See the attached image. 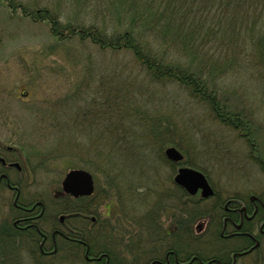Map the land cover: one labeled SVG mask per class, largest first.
Here are the masks:
<instances>
[{
	"label": "rangeland",
	"instance_id": "obj_1",
	"mask_svg": "<svg viewBox=\"0 0 264 264\" xmlns=\"http://www.w3.org/2000/svg\"><path fill=\"white\" fill-rule=\"evenodd\" d=\"M10 2L22 4L26 11L33 13L44 4L54 6L62 11L63 22L65 17L75 18L85 9H96L93 7L97 4L92 2L86 7L80 0H0V140L18 148L36 165L35 184L25 191L24 199L44 197L50 206H55L61 196L57 192L64 173L73 167L85 168L93 174L95 187L92 197L96 203L89 214L111 236L102 239L103 243L116 242L113 250L124 258V264L129 261L128 254L134 257V263L139 258L136 264H144L151 256L153 251L149 246L137 249L142 252L140 256L135 255L136 248L126 255L125 246L129 244L127 246L134 248L136 236L147 238L146 232L142 234L140 225L134 221L135 211L133 215L121 212L119 196L114 188L108 187L104 176L98 170L81 165L87 160L94 136L102 133L104 117L100 111L96 115V110L102 104L112 103L108 94L111 88L121 89V93L115 91L116 114L108 115L114 114L112 121L118 122L117 104L124 101L137 114L130 113V117L139 128L150 125L152 136V124H155L158 130L164 128L169 134L160 141V152L144 151L143 155L150 159L140 160L138 157L143 156L133 153V161L129 162L127 157L120 156L126 167L122 172L118 170L121 174L118 179H135L136 183L132 181L135 193L155 188V185L166 189L158 210L162 227L179 219L176 207L183 203L179 200L195 198L179 197L173 187L178 164H171L163 155L164 148L169 145L183 153L187 161L183 165L204 172L221 194L250 190L264 196V59L254 54L255 46L247 44L253 48L251 51L247 46L241 49L239 40L240 45L236 44L237 36L239 39L243 34L241 27L231 36L225 35L224 45L208 43L199 47L200 53L186 46L187 54L183 53L181 58L187 60L189 70L202 81L200 84L204 87L201 89L213 93L229 116L237 114L248 123L243 131L222 123L199 96L191 97L178 84L151 82L128 54L101 51L91 42H81L77 38L59 41L51 34L46 21L25 15L21 7L13 8ZM92 126L99 129L98 134L89 131ZM70 129L76 136L69 133ZM169 138L174 143L167 141ZM66 140L71 144L66 145ZM84 144L88 149H82ZM129 164L132 166L128 168ZM123 180L120 184L125 186ZM168 191L173 195L168 194L166 198ZM60 202L61 198L58 205L64 203ZM144 205L145 202L141 203ZM7 214V208L0 206V221ZM185 219L183 217L184 223ZM173 238L165 236L162 244L188 247L184 240L173 242ZM261 251L264 253V244ZM21 256L27 263L24 249ZM66 257L67 262L59 260L55 264L84 263L71 251ZM241 264L257 263L249 262L247 257Z\"/></svg>",
	"mask_w": 264,
	"mask_h": 264
},
{
	"label": "trees",
	"instance_id": "obj_2",
	"mask_svg": "<svg viewBox=\"0 0 264 264\" xmlns=\"http://www.w3.org/2000/svg\"><path fill=\"white\" fill-rule=\"evenodd\" d=\"M80 2L86 7L93 2L97 7L85 9L72 19L65 17V22L61 19L62 11L53 8L54 6L44 4L33 13L26 11L22 4H12V2L8 4L13 8L21 7V11L33 19L36 17L38 20L46 21L51 34L57 40L70 41L72 38H77L81 42H91L101 51L128 54L140 71H145L144 75L151 82L176 83L191 97L199 96L222 123L239 127L241 131L249 126L237 114L229 116L228 110L226 111L224 106L215 100L213 93L201 89L204 87L200 84L202 81H199L198 76L189 70V63L187 64V60L181 57L183 53L187 54L186 46L189 50L191 46V50L195 49L200 53L199 47L208 43L224 45L225 35L231 36L235 29L241 27L243 34L239 39L237 36L236 44H242L241 49L247 44L251 47L255 46L254 54L263 56L264 59V0H80ZM238 40L240 44L237 43ZM121 88H124L122 84ZM116 90L111 88V91H108L112 103L102 104L100 109L96 110V115H99L100 111L101 116L104 117L102 133L94 136L89 149L84 144L85 147L82 149H88L89 154L86 155L85 163L82 162L81 165L98 170L104 176L108 187L114 188V193L119 196L121 212L124 215L128 213L133 215L135 211L134 221L140 225L142 234L146 232L147 238L136 236L134 248L127 244L126 251L136 248L134 253L140 256L142 252L137 249L141 246H149L152 248L150 251H153L151 256L155 257L158 254L155 255L153 249L158 250L164 245L162 244L165 237L164 230L161 227L158 210L166 189L155 185V188L150 187L142 193H135L133 184L136 183L135 179H132L133 183L131 180L118 179V176H121L118 170L122 172L126 167L124 162H121L120 156L127 157L129 162L133 161V153L143 156L138 157L140 160L150 159L147 155H143L144 151L160 152V141L169 134L164 128L158 130L155 124H152L154 126L152 136L150 125L139 128L135 120L130 117V113H136L131 111L127 106L129 104L124 101L117 104L118 122L112 121V116L116 114L115 103L118 99ZM117 91L121 93V89ZM108 99L106 96L105 101L108 102ZM112 112L114 114L108 116ZM98 130L93 126L89 128L90 132H97L96 134ZM244 131L247 133V130ZM69 133L76 136L72 129ZM169 139L167 141L171 142V138ZM69 144L71 141H67L66 145ZM184 163L187 161L184 160ZM131 166L132 164L127 165L128 168ZM122 180L125 181V186L120 184ZM176 190L179 197L185 195L180 188L176 187ZM168 194L172 193L168 191ZM167 195L166 198L169 197ZM91 199L90 197L69 198V206L61 205L56 208V212L88 211L89 203L93 205L89 201ZM143 202L145 205L141 206ZM135 205L141 208L135 209ZM70 223L77 235H83L90 253L107 252L110 256V264L123 263L118 252L113 250L116 242L110 240L107 244L103 243L102 239L111 237L104 227H99L96 223L84 224L74 216ZM95 225L98 226L97 229H94ZM27 239L28 237L17 234L9 225L0 221V264H36V259L32 260L33 263L30 260L25 263L21 256L24 247L22 243L27 242ZM169 245L177 247L176 243ZM122 247L123 245L121 250ZM25 249L28 251V257L36 258L29 246L25 245ZM79 249V246L72 245L70 250L71 253L79 255Z\"/></svg>",
	"mask_w": 264,
	"mask_h": 264
},
{
	"label": "flooded vegetation",
	"instance_id": "obj_3",
	"mask_svg": "<svg viewBox=\"0 0 264 264\" xmlns=\"http://www.w3.org/2000/svg\"><path fill=\"white\" fill-rule=\"evenodd\" d=\"M35 169L32 159L0 140V206L8 211L2 221L17 234L28 237L22 245L29 246L51 264L58 257L68 259L71 245L80 247L86 261L83 264H110L107 252H89L83 235H77L72 229L71 213L54 211L44 197L24 199L25 191L35 184ZM211 187L213 194L207 198L201 197L198 190L194 199L179 200L183 202L176 207L179 219L163 226L166 237H174L180 243L184 240L188 247L165 245L159 255L149 257L144 264H241L247 257L249 262L264 264L263 194L247 190L223 195ZM87 216V213L74 214L84 224ZM183 217H186L185 223ZM133 258L128 254L127 264H135Z\"/></svg>",
	"mask_w": 264,
	"mask_h": 264
},
{
	"label": "water",
	"instance_id": "obj_4",
	"mask_svg": "<svg viewBox=\"0 0 264 264\" xmlns=\"http://www.w3.org/2000/svg\"><path fill=\"white\" fill-rule=\"evenodd\" d=\"M164 154L168 159L176 162L183 158L181 152L174 146L166 147ZM174 182L190 194L195 193L198 189L202 197H208L213 194V190L204 174L192 167H179L174 176ZM61 189L74 197L90 195L93 191L92 176L87 170L82 168L69 169L61 180Z\"/></svg>",
	"mask_w": 264,
	"mask_h": 264
}]
</instances>
